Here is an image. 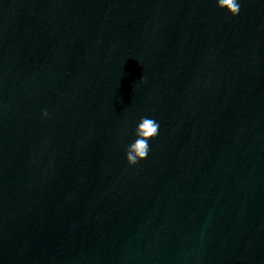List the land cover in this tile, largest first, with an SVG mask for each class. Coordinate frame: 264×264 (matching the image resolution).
Instances as JSON below:
<instances>
[{"label":"water","instance_id":"95a60500","mask_svg":"<svg viewBox=\"0 0 264 264\" xmlns=\"http://www.w3.org/2000/svg\"><path fill=\"white\" fill-rule=\"evenodd\" d=\"M238 3L0 0V264H264V0Z\"/></svg>","mask_w":264,"mask_h":264},{"label":"clouds","instance_id":"9594fccd","mask_svg":"<svg viewBox=\"0 0 264 264\" xmlns=\"http://www.w3.org/2000/svg\"><path fill=\"white\" fill-rule=\"evenodd\" d=\"M217 6L226 9L232 16L240 12L238 0H216ZM47 115V112L44 113ZM159 133V124L152 118L141 117L136 129V139L126 149V160L130 166L137 164L147 157L149 152L148 141L154 139Z\"/></svg>","mask_w":264,"mask_h":264}]
</instances>
